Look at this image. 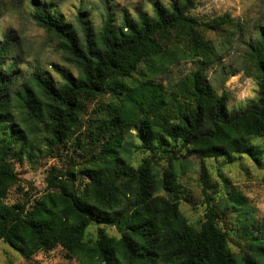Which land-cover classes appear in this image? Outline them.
I'll return each mask as SVG.
<instances>
[{
    "label": "trees",
    "instance_id": "trees-1",
    "mask_svg": "<svg viewBox=\"0 0 264 264\" xmlns=\"http://www.w3.org/2000/svg\"><path fill=\"white\" fill-rule=\"evenodd\" d=\"M195 3L153 1L150 11L119 18L105 9L94 28L83 8L72 22L49 3L33 2L29 19L77 71L60 69L59 82L37 71L20 80L19 43L13 37L0 41V239L20 256L59 246L80 264H264V221L250 213L245 199L228 197L222 206L236 212V228L249 246L244 256L230 249L217 223L219 205L207 201L199 227L179 210L173 163L180 153L199 159L204 182V159L231 163L246 155L259 164L263 155L248 139L264 136V31L246 44L257 99L229 109L226 93L207 75L222 56L206 33H233L242 25L228 13L199 21L190 13ZM180 55L195 68L174 82L158 81ZM105 97L82 134L88 103ZM36 131L49 144L71 140L88 162L62 172L52 168L43 194L9 204L5 199L18 181L12 159L29 136L37 144ZM135 139L148 152L136 165L130 159ZM157 157L168 161L162 172ZM91 224L113 227L118 236L99 228L87 239Z\"/></svg>",
    "mask_w": 264,
    "mask_h": 264
},
{
    "label": "rangeland",
    "instance_id": "rangeland-1",
    "mask_svg": "<svg viewBox=\"0 0 264 264\" xmlns=\"http://www.w3.org/2000/svg\"><path fill=\"white\" fill-rule=\"evenodd\" d=\"M41 0H0V41L4 37H13L19 43L16 52L21 57L18 66L20 80L33 71L50 76L55 82L60 81L59 70H65L73 75L76 69L65 62L62 55L55 50V41L44 30L36 26L28 17L32 3ZM51 8L62 13L68 20L74 22L78 8L86 12L98 28L105 17V9L111 11L115 18L123 14L133 15L137 9L150 11L151 3L168 0H43ZM191 15L199 21H207L216 16L228 13L231 18L238 20L241 30L231 32H207L220 52L222 59L214 67L207 70V75L219 93L227 95L229 109H242L257 99V83L255 70L246 59V44L264 31V0H195ZM195 68V62L188 57H175L164 72L157 76L163 84L174 82ZM235 72L234 75L231 73ZM88 103L87 115L83 120L82 134L89 128L88 119H93L90 113L99 101ZM18 119H16V122ZM37 144L32 136L26 141V147L18 158H13L17 173V184L10 188L5 201L9 204L24 202L37 198L47 190V176L49 171H64L70 164L77 167L86 165L88 157L82 149L72 146L71 140L65 144H49L36 131ZM82 136V135H81ZM248 143L263 149L262 159L256 164L246 155L237 157L231 163L223 159L207 158L203 160L206 167V181L199 175L200 161L194 156L180 153L173 163V169L180 185L179 210L187 222L199 227L204 218L207 201L219 205L217 214L218 225L227 233L228 245L237 255L244 256L249 252V246L239 233L235 223V211L231 207H222L228 197L234 201L245 199L250 206V213L260 221H264V136L251 137ZM32 144V145H31ZM130 159L134 165L147 156L148 152L139 148L134 140ZM16 146V145H15ZM19 147L20 144H17ZM168 166L167 159L155 158V167L162 172ZM226 182V183H224ZM225 185L227 187H225ZM227 190L230 194L227 195ZM108 235L118 236L113 227L91 224L86 230V238L96 237L98 229ZM0 264H80L79 260L67 254L61 247L50 251H40L26 259L0 239Z\"/></svg>",
    "mask_w": 264,
    "mask_h": 264
}]
</instances>
